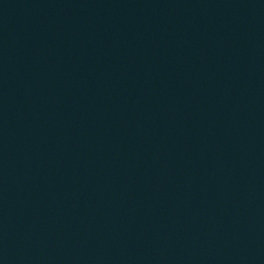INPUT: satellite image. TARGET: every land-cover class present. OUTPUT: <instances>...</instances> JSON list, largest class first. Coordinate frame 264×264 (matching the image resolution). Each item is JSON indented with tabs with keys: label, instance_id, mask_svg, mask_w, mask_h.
Returning a JSON list of instances; mask_svg holds the SVG:
<instances>
[{
	"label": "water",
	"instance_id": "1",
	"mask_svg": "<svg viewBox=\"0 0 264 264\" xmlns=\"http://www.w3.org/2000/svg\"><path fill=\"white\" fill-rule=\"evenodd\" d=\"M0 264H264V0H0Z\"/></svg>",
	"mask_w": 264,
	"mask_h": 264
}]
</instances>
